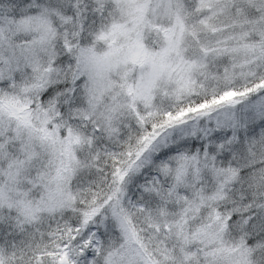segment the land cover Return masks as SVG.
Here are the masks:
<instances>
[{
  "label": "snow or ice",
  "instance_id": "6c2138e0",
  "mask_svg": "<svg viewBox=\"0 0 264 264\" xmlns=\"http://www.w3.org/2000/svg\"><path fill=\"white\" fill-rule=\"evenodd\" d=\"M0 264H264V0H0Z\"/></svg>",
  "mask_w": 264,
  "mask_h": 264
}]
</instances>
